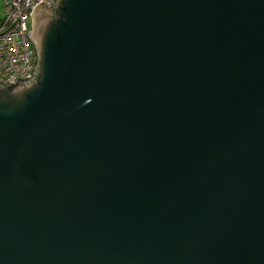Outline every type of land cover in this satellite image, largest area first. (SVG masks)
<instances>
[{"label": "water", "instance_id": "obj_1", "mask_svg": "<svg viewBox=\"0 0 264 264\" xmlns=\"http://www.w3.org/2000/svg\"><path fill=\"white\" fill-rule=\"evenodd\" d=\"M0 84V264H264V0H51Z\"/></svg>", "mask_w": 264, "mask_h": 264}, {"label": "built area", "instance_id": "obj_2", "mask_svg": "<svg viewBox=\"0 0 264 264\" xmlns=\"http://www.w3.org/2000/svg\"><path fill=\"white\" fill-rule=\"evenodd\" d=\"M42 2L49 7L51 0H0V84L32 76L35 56L28 39L29 20L34 7Z\"/></svg>", "mask_w": 264, "mask_h": 264}, {"label": "rangeland", "instance_id": "obj_3", "mask_svg": "<svg viewBox=\"0 0 264 264\" xmlns=\"http://www.w3.org/2000/svg\"><path fill=\"white\" fill-rule=\"evenodd\" d=\"M3 17L2 9H1V3H0V20Z\"/></svg>", "mask_w": 264, "mask_h": 264}]
</instances>
